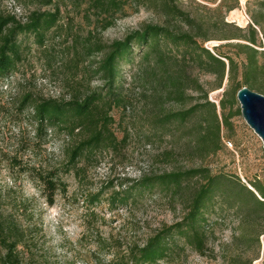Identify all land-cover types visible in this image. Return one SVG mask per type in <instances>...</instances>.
Returning <instances> with one entry per match:
<instances>
[{"label": "rangeland", "instance_id": "374dc122", "mask_svg": "<svg viewBox=\"0 0 264 264\" xmlns=\"http://www.w3.org/2000/svg\"><path fill=\"white\" fill-rule=\"evenodd\" d=\"M56 1L57 27L45 34L40 46L32 35H19L22 59L0 81V222L10 230L8 240L16 241L21 264H132L130 249L180 219L197 180L175 193L154 188L131 192L125 203L111 202L114 192L128 187L119 184L123 179L205 167L251 190L249 182L264 176L262 143L237 113L234 90L246 87L264 96L258 90L264 88V0H177L176 8L188 15L190 24L165 11L160 0H126L109 15L91 0ZM44 2L0 0V15L23 24L33 10L53 12ZM236 10L243 13V21L235 19ZM104 20L111 24L103 28ZM145 25L185 32L196 44L202 40L201 47L210 54L230 57L237 73L228 82L224 61L225 74L217 88L218 76L204 56H196L197 50L163 41L157 53L134 46L129 60L118 67L114 92L123 104L108 111L109 129L119 144L80 158L76 168L66 172L65 148L75 138L62 128L37 137L31 110L20 107L21 98L30 94L32 99L67 101L74 90L79 95L105 94L102 77L95 73L105 47ZM250 29L254 45L246 41ZM96 42L101 50L87 54ZM241 45L259 53L262 71L250 87L239 75L246 57L238 49ZM176 89L182 91L180 99ZM204 102L213 103L218 121L220 115L227 117V125L218 124L217 139L198 140L208 125L214 126L208 107L183 123L160 124L163 115ZM48 171L64 185L51 206L37 180ZM252 220L216 199L206 215L201 253L176 240L158 264H264V233L257 243L238 240L241 221ZM263 228L264 221L257 219L256 229Z\"/></svg>", "mask_w": 264, "mask_h": 264}, {"label": "trees", "instance_id": "16d2710c", "mask_svg": "<svg viewBox=\"0 0 264 264\" xmlns=\"http://www.w3.org/2000/svg\"><path fill=\"white\" fill-rule=\"evenodd\" d=\"M60 1V0H59ZM126 0H91L92 6L104 10L111 14L120 10ZM161 7L184 22L193 23L187 14L178 10L175 6L177 0H160ZM44 5H51L53 12L48 11H31L26 22L20 24L13 18H4L0 15V81L7 78L16 68V65L22 59V48L17 41L19 35H32L38 46L42 45L45 34L58 25V8L57 1L45 0ZM111 24L110 20L103 21V28ZM254 30L250 29V37L246 41L254 45ZM170 43L173 46H180L183 49H193L198 58L205 57L206 65L209 69H214L218 76L217 88H220L225 74L226 79L231 81L236 72L233 60L224 55L214 56L206 49L201 47L202 40L199 44L187 33H173L163 26L145 25L140 31H133L127 34L120 41H113L106 46V52L103 58L97 63L95 73L101 75L106 87V93L89 91L86 94L79 95L74 90L71 98L67 101L62 99L50 98H31L30 94H25L21 98L20 107L29 106L31 118L35 124V133L37 137H46L47 132L54 129H64L67 136L75 138L73 142L65 148V161L63 168L66 172L75 169L78 161L82 157L93 156L96 152L111 148L116 149L119 141L111 133L109 126L111 119L108 111L111 106L123 104V98L119 93H115V83L118 77V67L122 61H128L134 46L148 47L149 51L157 53L159 42ZM238 49L246 53L245 60L241 65L240 79L245 86L250 87V82L255 81L257 75L262 71L261 66L257 63L256 56L259 53L251 46L241 45ZM101 46L96 42L92 48H87V54L99 52ZM148 54L143 58L147 60ZM224 59V60H222ZM176 88V86H174ZM240 88L234 87L235 92ZM264 95V88L258 89ZM175 97L181 98L182 91L175 90ZM205 99V98H204ZM208 107L212 112L214 126L208 125L206 130L199 136L201 143L208 138L217 139L218 124L227 125V117L220 115V121L217 120L213 103L204 102L203 104L192 106L182 111L170 112L163 115L159 121L161 125L172 123H183L193 116L198 109ZM223 103L220 102V108ZM239 113V109H237ZM38 183L41 192L47 194V204H53V197L58 190H64V185L55 180L51 171L44 175H39ZM197 180L196 187L193 188L185 210L180 219L168 226H163L148 236L141 246H133L130 249V262L132 264H158L164 260L169 252L175 247V241L181 240L184 244L191 247L197 253H201L204 247L206 234L204 225L206 215L216 199L227 207L235 206L238 214L252 217V221H241L239 227L240 234L238 240L243 243H257L259 234L264 233L263 229H256V221H264V176L261 180L249 182L251 188L248 189L238 180H232L220 174H212L205 167L188 169L183 171H173L161 173L158 175H142L138 180L123 179V184H129L121 192H114L111 202L118 199V202H127L131 192L142 193L154 188L175 193L182 186L187 185L190 181ZM220 208V207H219ZM6 230V231H5ZM10 230L3 228L0 222V264H21L17 251L15 240H8L7 233Z\"/></svg>", "mask_w": 264, "mask_h": 264}, {"label": "water", "instance_id": "95a60500", "mask_svg": "<svg viewBox=\"0 0 264 264\" xmlns=\"http://www.w3.org/2000/svg\"><path fill=\"white\" fill-rule=\"evenodd\" d=\"M236 101L245 124L259 138L264 155V96L254 93L246 87L236 92Z\"/></svg>", "mask_w": 264, "mask_h": 264}, {"label": "bare ground", "instance_id": "6f19581e", "mask_svg": "<svg viewBox=\"0 0 264 264\" xmlns=\"http://www.w3.org/2000/svg\"><path fill=\"white\" fill-rule=\"evenodd\" d=\"M240 1H241V4H243V2H244L245 0H240ZM234 17H235V19H236L237 21H239V22L243 21V19H244V17H243V13H242L241 11H239V10H236V12L234 13Z\"/></svg>", "mask_w": 264, "mask_h": 264}]
</instances>
